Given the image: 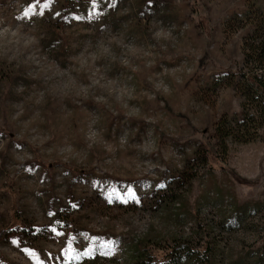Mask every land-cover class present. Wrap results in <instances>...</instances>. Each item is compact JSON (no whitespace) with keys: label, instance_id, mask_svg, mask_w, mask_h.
I'll list each match as a JSON object with an SVG mask.
<instances>
[{"label":"rangeland","instance_id":"obj_1","mask_svg":"<svg viewBox=\"0 0 264 264\" xmlns=\"http://www.w3.org/2000/svg\"><path fill=\"white\" fill-rule=\"evenodd\" d=\"M250 12L264 0H0V264H81L72 251L89 245L102 252L82 264H136L139 241L154 264L175 247L176 264H264L260 220L228 232L232 199H264V141L221 163L214 139L241 114L222 77L242 63ZM159 28L174 40L157 44ZM121 34L152 55L81 56ZM62 73L78 94L55 91L71 86ZM92 133L114 150L85 151Z\"/></svg>","mask_w":264,"mask_h":264},{"label":"trees","instance_id":"obj_2","mask_svg":"<svg viewBox=\"0 0 264 264\" xmlns=\"http://www.w3.org/2000/svg\"><path fill=\"white\" fill-rule=\"evenodd\" d=\"M250 15L257 20L254 21V29L243 41L242 63L236 75L222 77L226 85L233 87L240 97L241 114H225L214 125L215 154L221 163H225L231 146L264 141V13L250 12ZM204 152L205 167L210 171L205 149ZM230 208L228 232L252 225L254 220H260L264 226V199L242 204L232 199ZM261 232L264 233V227ZM176 251L177 247L167 252L161 264H176ZM99 252L102 251L89 245L79 251L73 250L71 257L82 264ZM131 252L136 264H154L152 261L155 256L148 253L143 241L137 242Z\"/></svg>","mask_w":264,"mask_h":264},{"label":"clouds","instance_id":"obj_3","mask_svg":"<svg viewBox=\"0 0 264 264\" xmlns=\"http://www.w3.org/2000/svg\"><path fill=\"white\" fill-rule=\"evenodd\" d=\"M152 39L161 44L162 40H174L172 32L169 29L159 28L152 34ZM163 46V44H161ZM2 47V46H0ZM118 50V51H117ZM85 54H88L92 59H97L101 57H107L111 60L119 59L120 62L124 65H128L132 60L143 59L144 57H149L152 55L151 50L146 45H138L134 43H125V37L121 35H105L97 37L94 40H89L84 45V52L81 53L83 57ZM88 68L87 63L80 64L78 71L80 73L86 72ZM46 69L41 68L40 74L43 75ZM63 76H66L70 82L69 84H56L55 91L61 93L62 95H70L72 93H77L80 91L78 78L74 76H69L68 73H62ZM167 90V89H165ZM53 91L51 75L49 74V80L43 91H40L36 94L35 103L41 104L46 95ZM118 101L123 99V94L116 96ZM18 116L23 115V110H21ZM36 119L34 114L33 121ZM121 143H124L122 140ZM116 145H110L107 141H104L102 137L97 133H92L87 138V147L85 151L92 149H99L101 151H113ZM66 149H60L59 155L63 158H69L67 155Z\"/></svg>","mask_w":264,"mask_h":264},{"label":"snow or ice","instance_id":"obj_4","mask_svg":"<svg viewBox=\"0 0 264 264\" xmlns=\"http://www.w3.org/2000/svg\"><path fill=\"white\" fill-rule=\"evenodd\" d=\"M160 187H163V185H160ZM124 203L135 204V203H138V201L136 199H133L132 201H125ZM53 231H55V230H53Z\"/></svg>","mask_w":264,"mask_h":264}]
</instances>
